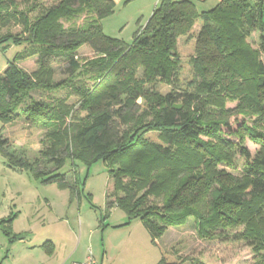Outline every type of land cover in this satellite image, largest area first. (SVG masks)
I'll return each instance as SVG.
<instances>
[{
	"label": "trees",
	"instance_id": "trees-1",
	"mask_svg": "<svg viewBox=\"0 0 264 264\" xmlns=\"http://www.w3.org/2000/svg\"><path fill=\"white\" fill-rule=\"evenodd\" d=\"M115 8L114 0H33L22 9L0 0V49L23 46L0 72V123L23 119L44 130L45 145L28 158L0 130L6 166L66 186L64 173H52L66 160L102 159L113 179L107 208L140 219L153 240L189 217L203 236L241 227L234 239L264 263V0H220L209 8L158 0L130 44L103 32L101 20ZM185 35L194 38L192 78L165 94L153 91L154 82L179 79L176 48ZM85 45L94 56L80 61ZM31 58L36 68L28 72L20 62ZM56 67L66 75L61 81L54 80ZM57 88L63 97L27 96ZM69 97L77 100L67 103ZM74 108L85 115L72 116ZM232 117H240L234 127ZM246 138L258 146L254 154Z\"/></svg>",
	"mask_w": 264,
	"mask_h": 264
},
{
	"label": "rangeland",
	"instance_id": "rangeland-1",
	"mask_svg": "<svg viewBox=\"0 0 264 264\" xmlns=\"http://www.w3.org/2000/svg\"><path fill=\"white\" fill-rule=\"evenodd\" d=\"M28 1L33 0H15L19 9L24 8ZM146 2L141 0L116 4L115 11L101 20L103 32L130 44L135 33L146 24L154 9V5L149 7ZM82 17L83 13L75 20L81 23ZM199 25L200 23L194 25L192 35L197 33ZM18 29L19 27L13 28L16 31ZM249 42L256 47L258 35L252 34ZM22 48V45H13L6 50L0 49V72L5 68L7 61ZM176 51L181 63L179 79L173 85L161 81L154 82L151 85L153 91L165 94L173 87H182L192 78L190 59L194 54V38H188L186 35L181 37ZM93 56V50L87 45L78 51L80 61ZM262 60L264 62V55ZM20 66L28 72L33 71L36 68L35 58L20 62ZM138 74L141 75V69ZM65 77L66 75H61L57 68L54 80L61 81ZM64 95V88L51 91L32 89L27 92V96L35 99ZM76 100V97H69L67 103H74ZM137 103L139 108L136 106V114L140 115L145 107L144 98L140 97ZM235 104L236 102H227L228 107H234ZM74 115L83 117L85 111L74 108L72 116ZM237 120L233 117L230 119L233 127L240 122V117ZM247 122L250 123L251 120ZM0 130L13 148L23 151L28 158L36 156L45 146L41 142L44 130L28 125L23 119L4 126L0 123ZM145 136L157 140L156 133L149 132ZM244 145L252 154L258 148L248 138L245 139ZM235 161L238 169L232 171L238 173L242 164L239 158ZM221 167L230 170L224 165ZM52 173H64L69 184H43L25 171L7 167L4 157L0 154V217L3 219L2 226L4 225L2 229L6 227L12 233L27 236L15 246L19 254L22 248L52 240L57 243L58 251L70 255V260L81 258L90 251L97 262L102 261L104 264L109 253L112 254L117 249L122 253L120 259L125 258V261H128V257L123 255L129 248H136L141 252L139 256H131L129 264H259V258L253 248L245 240H235L233 237V234L242 231L241 227L229 228L221 234L215 232L203 236L198 232L193 218L189 217L183 224L169 226L161 236L153 240L140 219H130L114 204L107 208L105 194L107 191L112 193L113 179L109 178L107 166L102 159L90 163L81 160L72 163L71 160H66ZM118 263L115 261L114 264Z\"/></svg>",
	"mask_w": 264,
	"mask_h": 264
},
{
	"label": "crops",
	"instance_id": "crops-1",
	"mask_svg": "<svg viewBox=\"0 0 264 264\" xmlns=\"http://www.w3.org/2000/svg\"><path fill=\"white\" fill-rule=\"evenodd\" d=\"M116 4L129 3L141 0H114ZM146 5L152 7L158 2V0H145ZM220 0H198V7H212ZM8 125V124H7ZM4 126V125H2ZM2 221L0 217V264H70L73 261H82L85 259L86 255H82L81 258L70 260V255L63 253V251L57 250V243L52 240H46L42 243L33 244L32 246H28L19 254V250L15 249L17 243L20 241H24L26 239V235H20V238L14 237L13 239L9 238L2 231ZM15 236H18V233H13ZM50 241L51 245L45 247V242ZM124 257H128V261H130V257L133 255L139 256V249L129 248L124 251ZM121 250H114L112 254L109 253V256L106 259L105 264H114L115 261H118V264H129L128 261H125V258L120 259ZM20 257V259H19ZM100 264H104L102 261ZM143 264V263H142Z\"/></svg>",
	"mask_w": 264,
	"mask_h": 264
},
{
	"label": "built area",
	"instance_id": "built-area-1",
	"mask_svg": "<svg viewBox=\"0 0 264 264\" xmlns=\"http://www.w3.org/2000/svg\"><path fill=\"white\" fill-rule=\"evenodd\" d=\"M70 264H100V263L95 260V258L93 257V255L89 251L84 260L73 261Z\"/></svg>",
	"mask_w": 264,
	"mask_h": 264
}]
</instances>
